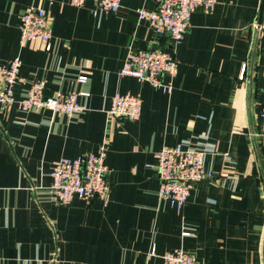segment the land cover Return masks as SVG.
<instances>
[{
	"label": "crops",
	"instance_id": "obj_1",
	"mask_svg": "<svg viewBox=\"0 0 264 264\" xmlns=\"http://www.w3.org/2000/svg\"><path fill=\"white\" fill-rule=\"evenodd\" d=\"M32 7L48 11L49 51L20 42L21 14ZM141 7L156 9V0H122L98 15L94 0H0V60L22 59L16 97L45 79L48 94L77 90L85 106L69 117L14 103L0 114V264H163L177 248L199 264H264V0L197 9L176 45L139 19ZM154 48L178 61L168 92L119 74L130 50ZM118 92L141 96L138 119L109 115ZM103 142L109 202L57 204L54 165ZM184 142L212 148L215 178L198 181L178 210L159 199L150 164Z\"/></svg>",
	"mask_w": 264,
	"mask_h": 264
},
{
	"label": "built area",
	"instance_id": "obj_2",
	"mask_svg": "<svg viewBox=\"0 0 264 264\" xmlns=\"http://www.w3.org/2000/svg\"><path fill=\"white\" fill-rule=\"evenodd\" d=\"M121 1L94 0V14L116 12L121 7ZM86 2L87 0H70V3L77 7ZM217 3L218 0H156V9L141 7L138 9V16L140 20L149 21L157 34H168L173 45H176L184 38L192 14L197 9L212 11ZM20 32L22 45L40 40L47 51L53 47L49 15L43 7H32L21 14ZM21 65L20 56L10 60H0V114L14 103H18L23 111L39 112L50 109L56 114L69 117L85 109L79 99V91L59 90L48 94L45 79L35 80L26 95L17 98L14 88L24 80L20 73ZM177 72L178 61L174 53L162 48H154L130 50L119 74L147 81L154 87L168 92L172 89V85L165 77H173ZM88 80L87 75L78 77V82L81 84L87 83ZM142 106L141 96L130 92H118L112 98L108 113L111 116L138 119L142 113ZM261 116L264 118V105ZM212 151L211 147L200 143L184 142L164 146L157 153L156 162L150 164L157 171L160 180L159 199L166 200L181 210L198 181L202 179L211 181L215 178L213 170L206 167L207 155ZM108 171L107 145L103 142L97 150L83 156L61 157L50 173L52 181L49 191L53 200L59 205H67L76 197L87 203L100 197L108 203L111 191ZM184 234L189 235L190 231H184ZM163 258V264H199L196 255L183 248L168 251Z\"/></svg>",
	"mask_w": 264,
	"mask_h": 264
}]
</instances>
